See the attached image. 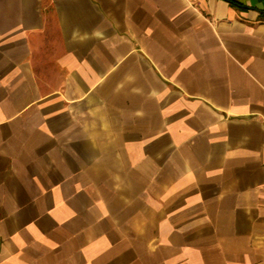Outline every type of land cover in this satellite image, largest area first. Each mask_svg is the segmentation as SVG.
Returning a JSON list of instances; mask_svg holds the SVG:
<instances>
[{
	"label": "crops",
	"instance_id": "0c3cea01",
	"mask_svg": "<svg viewBox=\"0 0 264 264\" xmlns=\"http://www.w3.org/2000/svg\"><path fill=\"white\" fill-rule=\"evenodd\" d=\"M0 264H264V0H0Z\"/></svg>",
	"mask_w": 264,
	"mask_h": 264
}]
</instances>
